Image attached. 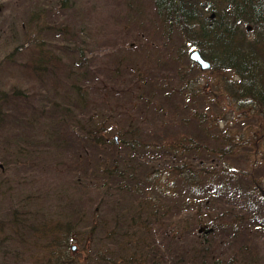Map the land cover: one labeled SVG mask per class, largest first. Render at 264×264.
<instances>
[{
  "label": "trees",
  "instance_id": "16d2710c",
  "mask_svg": "<svg viewBox=\"0 0 264 264\" xmlns=\"http://www.w3.org/2000/svg\"><path fill=\"white\" fill-rule=\"evenodd\" d=\"M151 1L167 31L177 30L186 47L197 48L210 62L209 72L230 73L223 88L218 85L214 91L225 96L236 116L204 117L205 108L214 106L223 111L224 107L212 99L216 92L206 94L203 85L191 82L190 67L179 64L181 51L171 59L178 65L179 88L169 78L164 86L159 81L151 85L148 95L141 93L136 98L141 100H130L132 109L137 105L139 110L145 108L140 118L131 113L125 121L127 127L115 129L116 135L110 136L111 127L104 123L111 113L103 117L92 109L83 120L74 115L77 109L89 110L91 97L71 68L47 46L42 35L54 29L41 25L43 13L35 10L21 27L20 46L6 58L27 51L21 69L35 78L39 92L32 98L17 87L10 93L0 90V130L13 132L10 140L0 137V162L4 165L0 179L8 178V171L17 166L32 164L42 148L53 143L60 146L64 141L61 132L68 126L74 143L65 146L74 145L79 152L72 167L79 173L71 189L80 191V198L88 196L93 206L82 229L86 217L75 209V199L66 195L62 207L67 210L61 215L67 220L58 222L62 225L59 240L51 227L36 235L39 229L29 221L35 213L32 218L24 207L11 208L12 217L7 224H0V230L5 225L15 230L23 227L34 236L48 237L46 249L55 247L63 253L71 248L72 240L89 245L83 260L65 253L67 258L58 264H261L250 241L255 229L264 239V213H257L264 211V0ZM66 34L69 32L62 35ZM68 72L75 97H47V93H58L57 81L61 75L68 78ZM82 75L85 77L84 72ZM138 85H145L143 79L135 83ZM150 109L155 119L156 114L164 116V132L168 131L166 126L179 120L182 128L194 134L178 133L175 139L164 134V142L153 136L154 148L149 149L151 140L147 143L142 132ZM160 119L156 120L158 128ZM221 122L225 128L220 127ZM236 129L237 133H231ZM163 157L164 204H160L157 199L161 196L152 193L144 197V193L157 182L154 163ZM7 187L6 194L12 190L10 182ZM113 189L121 194L111 203ZM220 204L232 207L227 215L216 211ZM234 206L239 212L233 211ZM221 244L225 249L219 248Z\"/></svg>",
  "mask_w": 264,
  "mask_h": 264
},
{
  "label": "rangeland",
  "instance_id": "374dc122",
  "mask_svg": "<svg viewBox=\"0 0 264 264\" xmlns=\"http://www.w3.org/2000/svg\"><path fill=\"white\" fill-rule=\"evenodd\" d=\"M62 1L0 0V90L10 93L17 87L22 91L29 92L32 98L35 93L39 92V85L36 84L35 78L25 74V71L21 69V64L27 61V51L23 50L24 53H18L11 59L6 58L7 55L15 52L16 46H20L18 44L19 37L22 41V30L24 29L21 27L28 23L29 16L36 10L43 13L40 24H49L55 30L42 35L48 41L47 46L63 65L68 66V69L71 68L72 73L77 75L79 83L91 97L89 110L80 111L77 109L74 115L83 120L93 111L92 109L100 112L103 117L107 113H111L110 119L104 123L111 127L110 136L116 135L115 129L122 130L127 127L125 121L129 120L131 113L140 118L145 108L139 110L140 107L137 105L136 108L133 107V110L130 100H141L136 99L137 96H140L141 93L148 95L152 90L151 85H155L159 81L164 86V80L169 78L170 83L174 86L177 85L176 89L179 88L178 65L172 63L171 59L177 57L181 51L184 56H180L179 64L180 67H184V65L187 68L190 67L191 82L199 86L203 85L206 94H209L210 91L216 92V97L213 96L212 99L218 103L221 101V106L224 107L223 111L214 106H210L209 109L205 108L204 117L213 114L217 116V119H222L224 116L231 117L232 114L236 116V112L232 113V107L227 104L225 96L218 95L217 90L214 91L215 86L219 85L223 88V82L231 78L230 73H211L209 69L202 71L195 65L198 68L196 70L195 66L190 65L188 51L191 46L186 47V43L177 30L167 31L166 26L156 16L151 0H67L64 6H62ZM63 28L65 30L62 32ZM66 31L69 34H66L65 37L62 34H65ZM64 39L67 40V43L63 41ZM138 70L140 72H137ZM83 72L85 77L82 75ZM140 78L143 79L145 85L136 87L135 83H139ZM57 82L60 84L57 85L58 93H47V97L58 96L59 100L64 97L70 99L75 97L71 88L72 78L70 75L68 78L61 75ZM72 111H74V107H72ZM156 115L155 119L151 109L148 110V119L142 132L147 143L148 139L151 140V143L148 144L149 149L154 148L155 139L152 138L153 136L161 137V141L164 142V134H168L171 139H175V136L179 135L178 133L188 132L187 136L194 134L193 130L182 128L179 120L172 126L170 124V126H166L168 131L164 132L162 129L164 128V116ZM159 118H161L159 120L161 128H158L156 122ZM241 122L238 123L241 125ZM219 125L221 128H225L222 122ZM72 129L75 133V129ZM239 131L240 129H238ZM12 133L0 130V137L3 140H10ZM231 133H237V129L231 130ZM61 136L64 141L59 142L60 146L53 143L46 149L42 148L41 156L38 159L33 158L32 164L17 166L12 172L8 171L7 174L10 175L8 178L0 179V224H7L11 219V208L24 207L25 210H30L31 215L35 213V217L32 216L34 220L29 219V221L32 222L34 229H39L36 235L42 234L44 230L51 227L59 240L58 233L61 231L60 226L62 225H59L58 222L66 223L67 219L61 213L66 212L67 208L64 209L62 206L66 205V197L70 195L72 199H75V209L80 215L86 217L80 228L83 229L86 225L92 204L88 202V196L80 198L78 196L80 191L74 192L71 189V182L74 181V176L79 173L72 169L75 163V154H79V152L74 145L72 147L65 146V143H74L70 127L66 126L61 132ZM156 141L158 140L156 139ZM8 144L9 142H7V146ZM241 161H244L242 157ZM154 165L156 166L157 182L153 185L154 190L146 191L144 197L152 193L158 197L161 196V193L164 194V188H162L164 185V157L155 161ZM3 166L0 162L1 174ZM9 182L12 190L6 194ZM36 194L35 199L29 198ZM120 194L121 191L113 189L111 203L115 202ZM96 195L99 196L97 193ZM93 197L95 196L93 195ZM157 201L164 204V196L159 197ZM235 206L233 211H238V207ZM218 209L224 214L226 212L225 215H227L232 207L220 204L216 211ZM257 213L262 214L264 211L257 210ZM102 215H107V211H104ZM254 231L256 234L252 233L255 237H251L250 245H253V253L256 258L261 264H264V239L261 237L260 230L255 229ZM53 237H50V241ZM34 238L38 241L35 242ZM47 239L48 237L34 236L23 227L15 230L5 225L3 230H0V264H58L62 259L67 258L65 253L69 254L68 256H75L77 261L83 260L87 255L86 251L89 248L87 243L84 247L77 240H72L69 245L74 246L75 250L72 251L69 248L67 252L63 253L55 250V247L46 249L45 242L49 240ZM218 240L217 238L216 242ZM220 247L225 249L224 244H221Z\"/></svg>",
  "mask_w": 264,
  "mask_h": 264
},
{
  "label": "water",
  "instance_id": "95a60500",
  "mask_svg": "<svg viewBox=\"0 0 264 264\" xmlns=\"http://www.w3.org/2000/svg\"><path fill=\"white\" fill-rule=\"evenodd\" d=\"M188 58L192 63L196 64L200 70L204 71L210 69V62L201 55L197 48L193 47L188 51ZM71 249L74 251L75 247L72 246Z\"/></svg>",
  "mask_w": 264,
  "mask_h": 264
}]
</instances>
